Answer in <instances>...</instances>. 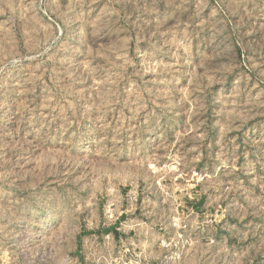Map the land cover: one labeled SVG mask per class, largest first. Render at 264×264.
<instances>
[{
	"label": "rangeland",
	"instance_id": "obj_1",
	"mask_svg": "<svg viewBox=\"0 0 264 264\" xmlns=\"http://www.w3.org/2000/svg\"><path fill=\"white\" fill-rule=\"evenodd\" d=\"M0 264H264V0H0Z\"/></svg>",
	"mask_w": 264,
	"mask_h": 264
}]
</instances>
